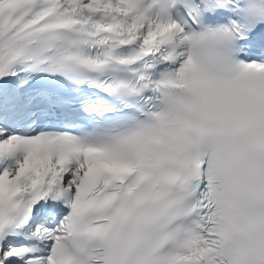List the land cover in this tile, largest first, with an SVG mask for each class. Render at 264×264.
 Here are the masks:
<instances>
[{
    "label": "snow or ice",
    "instance_id": "1",
    "mask_svg": "<svg viewBox=\"0 0 264 264\" xmlns=\"http://www.w3.org/2000/svg\"><path fill=\"white\" fill-rule=\"evenodd\" d=\"M0 264H264V0H0Z\"/></svg>",
    "mask_w": 264,
    "mask_h": 264
}]
</instances>
